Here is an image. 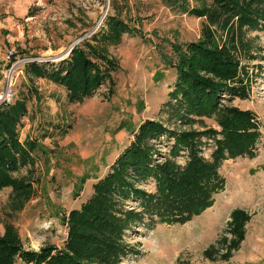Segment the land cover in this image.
I'll list each match as a JSON object with an SVG mask.
<instances>
[{
    "label": "rangeland",
    "instance_id": "obj_1",
    "mask_svg": "<svg viewBox=\"0 0 264 264\" xmlns=\"http://www.w3.org/2000/svg\"><path fill=\"white\" fill-rule=\"evenodd\" d=\"M186 2L188 8L209 4V0ZM113 15L137 33L122 34L117 45L106 48V56L116 63L110 73L112 86L104 82L81 102L68 103L61 87L24 73L30 63L55 66L67 60L73 43L96 35L103 30L105 17ZM205 23L204 17L161 0H0V103L24 100L26 112L16 125L18 142L37 145L31 165L11 173L31 185L32 195L22 209L9 213L11 189H0V237L5 225L11 224L25 250L61 248L66 235L61 217L92 195V184L106 174L144 120L168 130H218L214 116L190 117L185 123L171 114L166 103L175 79L168 66L174 59L170 47L196 41ZM208 28L220 45L224 35L214 26ZM240 40L247 52L234 56L247 77L246 95L239 98L221 91L219 102L253 113L260 134L253 156L221 162L218 174L226 179L225 188L213 195L209 208L184 224L149 226L145 217L128 223L121 236L125 252L116 264H264V22L255 29L243 27ZM22 61L26 62L18 67ZM201 141L200 155L209 159L212 143L204 137ZM150 142L158 152L153 161H162L172 140L161 137ZM174 159L182 166L186 153ZM153 187L151 180L140 185L147 193H153ZM135 203L127 201L125 208L132 209ZM232 209L249 216L243 240L227 260L219 259L224 252L220 247L215 260L204 258L207 247L220 237L229 238L225 232Z\"/></svg>",
    "mask_w": 264,
    "mask_h": 264
},
{
    "label": "trees",
    "instance_id": "obj_2",
    "mask_svg": "<svg viewBox=\"0 0 264 264\" xmlns=\"http://www.w3.org/2000/svg\"><path fill=\"white\" fill-rule=\"evenodd\" d=\"M161 1L206 20L196 41L170 47L174 59L168 66L174 70L175 79L167 94V106L185 123L190 117L214 116L218 130H168L159 122L144 120L106 174L92 184V195L61 217L66 228L62 247L25 250L14 227L7 224L0 237V264H116L125 252L121 236L128 223L141 222L145 217L149 226L184 224L209 208L213 195L223 190L224 179L218 174L221 162L253 156L260 136L253 113L220 104L219 94L246 95L247 77L234 54L247 52L240 40L242 28L255 29L259 21L264 22V0H209L208 5L197 8H188L186 0ZM209 26L224 35L220 45ZM102 29L75 45L67 60L55 66L30 63L24 73L61 87L68 103L81 102L104 82L112 86L110 73L116 70V63L106 56V48L117 45L122 34L135 36L137 30L114 15L105 17ZM25 112L21 98L0 103V189H11L9 213L20 211L32 195L25 177L11 176L20 167L31 165L30 155L37 149L35 142H18L16 125ZM161 137L172 143L167 156L155 162L152 157L158 152L150 141ZM202 137L213 142L209 159L200 155ZM180 152L186 153L182 166L174 159ZM148 180L154 185L153 193L140 188ZM127 201L136 202L135 206L125 208ZM228 218L225 233L229 238L220 237L207 247L204 258L215 260L220 247L224 252L219 259L224 261L237 250L249 216L241 209H232Z\"/></svg>",
    "mask_w": 264,
    "mask_h": 264
},
{
    "label": "built area",
    "instance_id": "obj_3",
    "mask_svg": "<svg viewBox=\"0 0 264 264\" xmlns=\"http://www.w3.org/2000/svg\"><path fill=\"white\" fill-rule=\"evenodd\" d=\"M26 61H22L21 63L20 62H18V67L20 66V65H22L23 63H25ZM15 68H17L16 66H14V69L13 68H11V70L14 72L16 69ZM10 78H11V76L9 75L8 77H7V86L9 85V83H10ZM7 97H8V95H7ZM6 102H9L8 100H5ZM217 138H218V136H217ZM207 141H211V143L213 144V142H212V140H207ZM208 145V144H207Z\"/></svg>",
    "mask_w": 264,
    "mask_h": 264
},
{
    "label": "bare ground",
    "instance_id": "obj_4",
    "mask_svg": "<svg viewBox=\"0 0 264 264\" xmlns=\"http://www.w3.org/2000/svg\"><path fill=\"white\" fill-rule=\"evenodd\" d=\"M66 54H67V52L60 54L57 58H54V59L57 60L58 58H61V57L65 56Z\"/></svg>",
    "mask_w": 264,
    "mask_h": 264
},
{
    "label": "water",
    "instance_id": "obj_5",
    "mask_svg": "<svg viewBox=\"0 0 264 264\" xmlns=\"http://www.w3.org/2000/svg\"><path fill=\"white\" fill-rule=\"evenodd\" d=\"M74 46H75V43H73V44L70 46V48H69V50H68V53L71 51V49H72ZM46 62H48V61H46Z\"/></svg>",
    "mask_w": 264,
    "mask_h": 264
},
{
    "label": "crops",
    "instance_id": "obj_6",
    "mask_svg": "<svg viewBox=\"0 0 264 264\" xmlns=\"http://www.w3.org/2000/svg\"><path fill=\"white\" fill-rule=\"evenodd\" d=\"M226 182H227V181H226V179L224 178V188H225V186H226Z\"/></svg>",
    "mask_w": 264,
    "mask_h": 264
}]
</instances>
